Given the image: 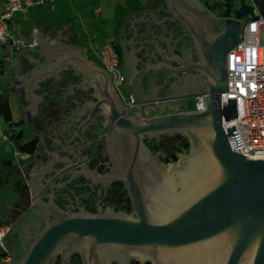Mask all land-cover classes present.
<instances>
[{
	"label": "water",
	"instance_id": "95a60500",
	"mask_svg": "<svg viewBox=\"0 0 264 264\" xmlns=\"http://www.w3.org/2000/svg\"><path fill=\"white\" fill-rule=\"evenodd\" d=\"M152 1L160 3L168 20L188 30L199 62L180 71H193L201 90L174 94L165 81L154 88L149 79L140 80L150 68L164 71L161 64L126 74L122 69L135 100L125 109L101 65L69 44H51L41 31L14 30L25 49L40 46L35 54L42 61L32 70V82L56 77L68 68L83 75L80 89H87L79 92L71 111L73 119L81 122L78 133L100 118L128 136L130 150L119 176L126 183L135 216L58 212L22 256L15 255L4 239L11 257L7 264H51L58 251L78 248L86 264H103L104 250L123 248L149 251L153 264H210L211 244L212 264H264V157L252 159L231 150L228 137L233 127L225 131L222 122L236 117L237 105L234 99L221 102V93L227 90V53L241 40L243 18H258L255 6L262 0H233L220 19L202 16L196 0H147L148 5ZM200 94L206 95L205 108L188 110L187 99ZM175 130L188 132L196 150L180 172L184 176H167L170 183L164 187L160 173L149 171V160L140 156L141 138ZM27 186L31 187L29 182Z\"/></svg>",
	"mask_w": 264,
	"mask_h": 264
},
{
	"label": "flooded vegetation",
	"instance_id": "af4514ba",
	"mask_svg": "<svg viewBox=\"0 0 264 264\" xmlns=\"http://www.w3.org/2000/svg\"><path fill=\"white\" fill-rule=\"evenodd\" d=\"M232 1L196 0L200 14L215 19L221 18L227 4ZM158 4L154 1L151 6L155 9ZM148 27L151 29L152 26ZM148 29L141 27L136 32L141 52L137 54L136 68L130 71L140 72L146 65L161 64L166 67L163 73L153 75L152 70L157 69L150 68L146 74L140 75V80L157 78L159 84L165 81L174 94L188 95L201 90L203 85L194 79L193 71H180L199 62L188 30L179 22L167 19L161 44L162 59L156 54L159 60L154 61L150 57L153 44L147 41L155 32ZM117 52L123 69L125 63L119 50ZM73 72L68 68L59 73L57 80L43 81L40 93L45 98L49 94L51 98L48 101L43 99L34 111L25 110L29 118L26 121L21 119L31 130L29 138H22V141L35 140V147L30 153L24 152L28 157L20 166L22 184L17 189L23 205L15 207L10 220L3 224L7 226L4 239L17 256L24 254L34 236L54 221L58 212L135 216L130 193L124 179L119 176L130 150L128 136L100 118L82 127L78 133L77 125L81 122L73 119L71 111L75 109L74 101L79 92L87 87L76 92L75 87L82 83V79L78 80ZM192 98L187 99V104ZM195 150L191 135L184 130H175L143 135L140 156L149 160V171L160 173L163 178L161 185L165 187L170 183L167 176H175L186 169L188 161L194 159ZM147 195L150 196L149 188ZM151 256L149 251L131 248L106 249L101 259L103 264H153ZM84 257L82 248L62 249L55 254L51 264H86Z\"/></svg>",
	"mask_w": 264,
	"mask_h": 264
},
{
	"label": "crops",
	"instance_id": "0c3cea01",
	"mask_svg": "<svg viewBox=\"0 0 264 264\" xmlns=\"http://www.w3.org/2000/svg\"><path fill=\"white\" fill-rule=\"evenodd\" d=\"M153 2L148 5L147 0H94L95 10L90 9L94 16L99 15L101 17L103 13H107V15L111 13L113 15L107 18L112 21V25L107 33L102 34L101 37L105 38V40L100 45L95 43L97 40L96 33L87 35L85 30L79 29L80 21L88 14L87 5L89 1L87 0H45L43 4L33 5L28 7L26 11L14 13L9 22V31L15 34L14 30H17L28 34L35 33L36 29L37 32L41 31L43 38L50 40L51 44H55L57 41L69 44L77 48L90 62H95L98 65L100 63L95 51L104 43L112 42L121 53L125 63L123 71L126 74V71L134 70L137 65V54L141 52V48L139 47V38L136 32L141 27H147L148 29V26H152L149 29L155 33H153L152 39L147 41V43H152L154 47L150 57L154 61H158L159 58L155 56L157 54L162 59V54H159L158 51H162L161 44L163 43L165 22L168 16L160 8L159 4L154 9L151 6ZM2 10L3 4L0 2V14ZM78 19H80L79 22ZM2 47L3 45H0V50ZM39 49L40 46L35 44L29 45L26 49L22 48L13 52L8 49L9 73L5 71L3 64H0L2 76L6 80L5 88L8 91L6 95L10 108H12L10 102L14 98L17 101L22 121H26L29 118L25 115V110L34 111L39 107V103L43 99V101H48L51 98L49 94L48 98H45L40 93L43 81L33 80L34 82H32L31 79L34 78L30 76L32 70L36 68L35 64H40L42 61L35 54V51ZM126 65L128 66L127 68ZM152 72L153 75L163 73V71L159 70H152ZM59 73L56 77L53 76L49 79L57 80ZM73 73L75 74V72ZM82 76L75 74L78 80L82 79ZM157 80V78L152 80L154 88L159 86ZM79 88L80 84H77L75 87L76 92ZM193 98L192 100H194ZM187 109L192 110L189 109V104H187ZM2 139L7 138L2 137ZM15 153H18L16 155H21L18 151ZM6 228L7 226L2 225L0 232L5 233ZM8 261L9 259L4 264Z\"/></svg>",
	"mask_w": 264,
	"mask_h": 264
},
{
	"label": "built area",
	"instance_id": "2783aa9c",
	"mask_svg": "<svg viewBox=\"0 0 264 264\" xmlns=\"http://www.w3.org/2000/svg\"><path fill=\"white\" fill-rule=\"evenodd\" d=\"M44 1L0 0L3 4L0 14V45L6 46L10 52L24 48L23 41L9 31V22L14 13L26 11L28 7L43 4ZM255 8L258 18L244 20L241 40L227 53V90L221 93V102L234 99L237 105L236 117L222 122L225 131L233 127V132L228 137L231 150L252 159H259L264 157V0ZM35 31L37 32L36 29ZM95 54L100 65L110 75L113 87L122 99L125 109L133 106V96L130 93L123 96L119 91V87L127 83L119 54L113 44L104 43ZM205 97V94L194 97V110L205 108ZM0 249L7 253L2 260L5 262L9 259V252L2 232Z\"/></svg>",
	"mask_w": 264,
	"mask_h": 264
},
{
	"label": "rangeland",
	"instance_id": "374dc122",
	"mask_svg": "<svg viewBox=\"0 0 264 264\" xmlns=\"http://www.w3.org/2000/svg\"><path fill=\"white\" fill-rule=\"evenodd\" d=\"M87 1H89L87 5L88 14L83 17L82 21L78 19V22L79 21L81 22L80 26L79 25L78 26H79V29L80 28L82 29V31L85 30L87 35H90L91 33L92 34L96 33L97 40L100 43H98L97 40L95 41V43L97 45H100L101 42L105 40V38L101 37L102 34L107 33L110 30L111 25H112L111 24L112 21H109L107 18L112 17L113 15L111 13H108L109 15H107V13H103L101 17H99V15L94 16L93 13L90 11V9L95 10L94 4H93L94 0H91V1L87 0ZM243 19L245 20L246 18H243ZM9 62L10 60H9L8 48L6 46H3L0 50V64L1 65L3 64V67L7 73H9L8 71ZM1 70L2 68L0 67V92L6 94L8 92L7 89L5 88L6 80L2 76ZM119 91L123 96H127L130 93L127 84H122L119 87ZM10 103L12 106L11 111H12L13 121L17 123L15 124L16 129H17L16 132L22 131L23 140H26L27 138H29L31 130L27 126H25L23 122H21L17 101L14 100L13 98ZM189 109L194 110V100L192 99L189 103ZM5 128H7V125L4 123V121L0 117V159L1 158L11 159L15 163H17L19 166H21L22 163L27 160L28 155L22 152H20L21 155H16L15 152L17 151V148L15 147L14 142L12 140L2 139ZM178 174H179L178 176L179 179L180 177L184 176V173H178ZM19 176L20 175L17 174L15 179L19 178ZM22 203H23V199H22L20 191L17 188H15L14 186H8L6 188H1L0 189V218L1 220L3 222H7L8 220H10L13 214V209L17 206L22 207L23 205Z\"/></svg>",
	"mask_w": 264,
	"mask_h": 264
},
{
	"label": "trees",
	"instance_id": "16d2710c",
	"mask_svg": "<svg viewBox=\"0 0 264 264\" xmlns=\"http://www.w3.org/2000/svg\"><path fill=\"white\" fill-rule=\"evenodd\" d=\"M112 43V42H111ZM113 44V43H112ZM115 47V45L113 44ZM115 49H117L115 47ZM118 50V49H117ZM0 117L7 125L4 130V135L8 140H12L17 148L18 152H32L35 147V140H29L23 142L22 131L16 132V122L13 121L12 111L6 94L0 92ZM20 122V121H19ZM20 173V166L11 159H0V189L8 186H14L19 188L22 184L21 179H15L16 175ZM5 224L0 218V227ZM7 253L0 249V264H4L2 261L6 257Z\"/></svg>",
	"mask_w": 264,
	"mask_h": 264
},
{
	"label": "bare ground",
	"instance_id": "6f19581e",
	"mask_svg": "<svg viewBox=\"0 0 264 264\" xmlns=\"http://www.w3.org/2000/svg\"><path fill=\"white\" fill-rule=\"evenodd\" d=\"M196 188V186L194 187V188H192L190 191H189V193H192L193 192V190ZM214 253H215V251H214V244H211L210 246H209V255H208V257H209V261H210V264H212V262H213V260H212V255H214Z\"/></svg>",
	"mask_w": 264,
	"mask_h": 264
}]
</instances>
